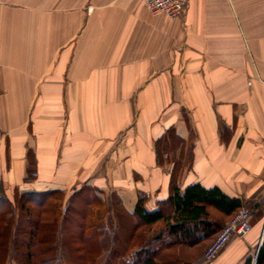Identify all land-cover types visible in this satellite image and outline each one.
I'll return each instance as SVG.
<instances>
[{
  "label": "crops",
  "instance_id": "obj_1",
  "mask_svg": "<svg viewBox=\"0 0 264 264\" xmlns=\"http://www.w3.org/2000/svg\"><path fill=\"white\" fill-rule=\"evenodd\" d=\"M196 182L251 213L249 232L207 264H255L264 0H188L172 19L142 0H0L5 194L95 190L116 223L139 198L152 209L172 183Z\"/></svg>",
  "mask_w": 264,
  "mask_h": 264
},
{
  "label": "trees",
  "instance_id": "obj_2",
  "mask_svg": "<svg viewBox=\"0 0 264 264\" xmlns=\"http://www.w3.org/2000/svg\"><path fill=\"white\" fill-rule=\"evenodd\" d=\"M85 191L81 188L68 196L60 189L24 191L19 196L0 193V264H71L75 259L71 251L80 264H194L206 243L242 207L239 198L230 197L217 187L206 188L196 182L181 190L172 183L168 195L157 200L154 208L146 207L143 196L130 215L119 211L113 223L108 217L110 205L93 190L85 205L95 220L87 228L95 233L86 235L83 223L68 216L74 229L80 227L70 234L73 230L65 225L67 214L76 196ZM125 215L132 221L127 225L126 237L121 239L117 227ZM91 235L95 238L92 245ZM67 237L75 239L71 241L74 250L67 249ZM250 262L247 257L243 264ZM255 264H264V242Z\"/></svg>",
  "mask_w": 264,
  "mask_h": 264
},
{
  "label": "built area",
  "instance_id": "obj_3",
  "mask_svg": "<svg viewBox=\"0 0 264 264\" xmlns=\"http://www.w3.org/2000/svg\"><path fill=\"white\" fill-rule=\"evenodd\" d=\"M150 14H165L168 18L179 17L188 0H142ZM250 210L240 207L233 216L221 227L206 247L204 253L195 264H205L212 261L226 246L232 236L244 237L251 229Z\"/></svg>",
  "mask_w": 264,
  "mask_h": 264
},
{
  "label": "rangeland",
  "instance_id": "obj_4",
  "mask_svg": "<svg viewBox=\"0 0 264 264\" xmlns=\"http://www.w3.org/2000/svg\"><path fill=\"white\" fill-rule=\"evenodd\" d=\"M2 189H3V185L0 186V193L4 192V189H3V191H2ZM74 191H76V190L70 188L66 192L67 194L65 196L70 195ZM13 194H15V196H19L20 195V193L18 191H16V190L13 192ZM13 194H11L10 196H12ZM92 196L93 195H92L91 192L85 191L82 195L80 194V195L76 196L75 200L73 201V203H72V209H71L70 212H68L67 217H66V221H65L66 227H68L69 230H73L74 231V232L73 231L70 232V234L75 233V231H78L80 229V227L78 228V230H76L77 227H76V229H74V227H72V224L68 223V221H67V219H69L68 216L69 217L71 216V218H73L75 221H80V222L83 223V225L85 226L84 228H85V234L86 235H87V233L90 234V233H93L94 232L93 229H88L87 228L89 225L95 224V220L93 219V217L91 215V211L89 210L90 208L86 207V205H85L86 200L89 197H92ZM211 212H212V210H211ZM213 213H215V212H213ZM131 221L132 220H129V217L127 215H125V217L123 219L119 220V226L117 227L118 238L123 239V238L126 237L127 232H128L127 225L130 224ZM70 239L71 238H68V237L66 238V247H67L68 250H74L76 247H75V245L73 243H71V241L74 242L75 239H71V240ZM211 240L212 239H210L208 241V243H206L205 247L202 248L201 255L204 253V251L206 250V247L211 242ZM49 241L50 240H48V243H49ZM94 241H95V238H93V236H92V238L89 240V244L92 245L93 243H90V242H94ZM45 245L46 246L47 245L49 246V244H47V243ZM68 250H66V251L68 252ZM2 252H3V242H2V239L0 237V262H1V259H2ZM71 255L75 258L74 260H71L70 261L71 264H76V263L80 264L81 263L80 260L75 257L76 256V253L74 251H71ZM34 264H37V263H34Z\"/></svg>",
  "mask_w": 264,
  "mask_h": 264
}]
</instances>
